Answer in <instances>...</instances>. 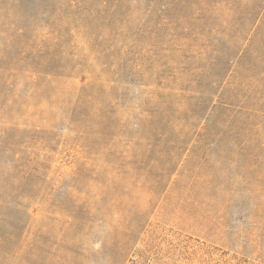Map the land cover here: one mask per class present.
Wrapping results in <instances>:
<instances>
[{
    "label": "rangeland",
    "instance_id": "1",
    "mask_svg": "<svg viewBox=\"0 0 264 264\" xmlns=\"http://www.w3.org/2000/svg\"><path fill=\"white\" fill-rule=\"evenodd\" d=\"M0 264H264V0H0Z\"/></svg>",
    "mask_w": 264,
    "mask_h": 264
},
{
    "label": "trees",
    "instance_id": "2",
    "mask_svg": "<svg viewBox=\"0 0 264 264\" xmlns=\"http://www.w3.org/2000/svg\"><path fill=\"white\" fill-rule=\"evenodd\" d=\"M174 1H177V2H180V0H174ZM76 3V2H75ZM70 8L71 7H74L75 5L74 4H71L69 5ZM20 31V30H19ZM208 106V108L206 109V112L207 114H204V117H203V122H202V133L203 132H208L209 131H213L215 130L213 133H214V139H215V142H222V141H225L224 139L229 137L228 136V132L230 130V126H229V122L226 120L225 122H223L222 124H220L219 122H216L212 116H213V110L217 111L218 110V106ZM227 142V141H226ZM251 140L249 139H244L243 141L241 142H238V144L240 145H246L248 143H250ZM237 145V144H235ZM83 154H85V151L83 150L82 151ZM87 156H81L80 160L82 161H86L87 159ZM128 156H124L123 159L124 160H127ZM130 160H128L127 162L131 161L133 158L129 157ZM174 161V160H173ZM173 163V162H172ZM176 168V161H174V163L172 164V166L169 168V172L171 173L172 171H174Z\"/></svg>",
    "mask_w": 264,
    "mask_h": 264
}]
</instances>
